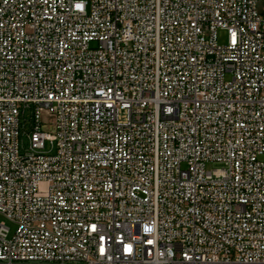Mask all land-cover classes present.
I'll return each mask as SVG.
<instances>
[{"label": "built area", "instance_id": "built-area-1", "mask_svg": "<svg viewBox=\"0 0 264 264\" xmlns=\"http://www.w3.org/2000/svg\"><path fill=\"white\" fill-rule=\"evenodd\" d=\"M0 215V264H264V0H0Z\"/></svg>", "mask_w": 264, "mask_h": 264}, {"label": "rangeland", "instance_id": "rangeland-1", "mask_svg": "<svg viewBox=\"0 0 264 264\" xmlns=\"http://www.w3.org/2000/svg\"><path fill=\"white\" fill-rule=\"evenodd\" d=\"M227 40H228L227 31L223 29H219L218 30V42L220 44H226ZM43 117L45 118V115H43ZM218 166H220V164L217 162H208L206 164L207 169H212ZM0 221L5 222V224L10 228V236H11L16 228V225L2 215H0Z\"/></svg>", "mask_w": 264, "mask_h": 264}]
</instances>
